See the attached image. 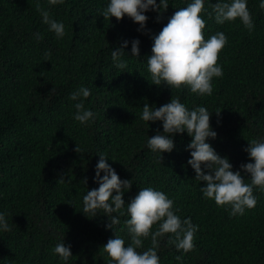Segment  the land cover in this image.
Segmentation results:
<instances>
[{"label": "trees", "instance_id": "16d2710c", "mask_svg": "<svg viewBox=\"0 0 264 264\" xmlns=\"http://www.w3.org/2000/svg\"><path fill=\"white\" fill-rule=\"evenodd\" d=\"M36 2L0 0V210L11 224V231L0 232V264H107L102 246L114 236L105 227L108 217L82 212L83 194L98 187L93 177L99 153L121 179L132 181L123 196L126 203L140 187L159 188L173 199L181 217L198 225L188 251L176 249L168 239L171 234L160 238V264H264V191L254 186L256 205L243 215H230L227 207L202 196L204 182L195 180L187 164L191 137L176 134L174 149L164 152L161 161L146 140L163 131L162 124L140 118L144 102L159 106L172 95L189 108L221 110L210 116L217 137L209 142L229 158L233 170L248 162L243 150L247 140L264 137V8L259 0H248L251 31L238 18L217 24L205 16V38L223 31L227 44L218 60L223 75L213 79L212 94L204 96L186 87L152 84L146 67L151 35L188 0H168L159 21L156 12H147L150 32L137 31L138 24L127 16L105 19L99 10L107 0H39L64 22L61 39L42 23ZM205 7L211 11L209 0ZM37 32L40 38L34 36ZM134 37L140 40V55L126 57L127 68L116 69L111 48ZM130 48L129 43V57ZM45 50L51 52L47 58ZM81 84L91 90L85 106L95 113L83 125L73 119L68 95ZM127 218L125 210L114 225L126 243ZM63 238L73 255L66 262L51 251ZM149 246L150 237L143 238L138 250Z\"/></svg>", "mask_w": 264, "mask_h": 264}, {"label": "clouds", "instance_id": "9594fccd", "mask_svg": "<svg viewBox=\"0 0 264 264\" xmlns=\"http://www.w3.org/2000/svg\"><path fill=\"white\" fill-rule=\"evenodd\" d=\"M57 2L48 0L49 4ZM209 2L211 11L205 7V0H188L185 6L176 8L158 33L151 35V54L146 57V67L152 84L167 85L171 89L186 87L200 96L212 94L213 79L223 75V65L218 60L221 50L227 44V36L218 30L205 38V16L213 18L217 24L238 18L249 31L253 30L254 21L247 7L248 0ZM168 5V0H107L99 11L105 19L115 17L120 20L127 16L138 24L137 31L150 32L146 28L149 18L146 13L156 12L159 21ZM259 6L264 8V0H259ZM36 8L42 23L57 39H61L65 35L64 22L54 18L48 8L41 6L39 0ZM34 36L40 38V33H34ZM129 43L131 57L125 51ZM139 46L138 37L131 41L120 39L119 44L110 51L114 67L126 69V57H138ZM43 55L45 58L50 56V50H45ZM51 91H55V88ZM90 91V88L81 84L68 94L75 109L73 119L82 125L95 119L93 110L85 106L84 98L89 97ZM141 108L140 118L143 121H160L162 124L163 131L157 130L146 140L148 149L157 154L161 161L164 152L170 153L174 149L176 134L186 132L191 137L186 145L190 153L187 164L194 170L195 180L204 182L199 187L204 198L214 200L218 206L227 207L233 216L243 215L246 209L256 205L254 186L264 191V137L247 140L243 150L250 159L240 165L244 171L242 175L241 170H233L229 158L218 154L209 142L217 137V132L210 124V116L213 112L219 116L221 110L209 111L204 105L189 108L178 96L173 95L168 102L159 106L150 105L146 101ZM76 151L79 152L78 145ZM98 155L100 158L96 162L93 177L98 187L87 189L83 194L82 212L91 218L98 213L108 217L105 227L111 229L114 236L102 246L109 257L107 264H160L157 248L164 234H171L168 239L178 250L188 251L194 247V234L198 225L192 222L191 217L178 214L179 208L172 198L159 188L146 186L140 187L138 193L126 203L123 196L131 188L132 181L121 179L107 162L108 157L103 153ZM245 175H249V178L245 179ZM125 210L128 218L124 224L130 237L127 243L114 228ZM7 231H11L8 214L0 210V232ZM148 237L151 246L138 250L143 238ZM51 251L65 262L73 256L71 245L66 244L64 238L58 240Z\"/></svg>", "mask_w": 264, "mask_h": 264}]
</instances>
